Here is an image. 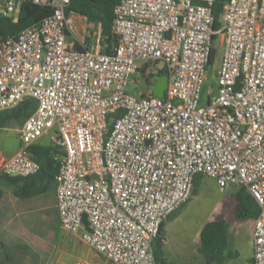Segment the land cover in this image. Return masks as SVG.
Here are the masks:
<instances>
[{
	"label": "built area",
	"instance_id": "2783aa9c",
	"mask_svg": "<svg viewBox=\"0 0 264 264\" xmlns=\"http://www.w3.org/2000/svg\"><path fill=\"white\" fill-rule=\"evenodd\" d=\"M216 1L116 0L118 43L107 54L99 34L92 48L66 47L76 33L70 0H0V13L14 20L24 2L52 10L41 24L0 37V112L25 97L37 105L0 173L35 175L30 148L53 131L61 227L80 232L109 264H156L162 226L191 199L198 175L254 199L253 264H264V0L225 1L218 28ZM217 37V83L203 90ZM164 72L160 99L152 92ZM138 77L147 91L128 93Z\"/></svg>",
	"mask_w": 264,
	"mask_h": 264
},
{
	"label": "crops",
	"instance_id": "0c3cea01",
	"mask_svg": "<svg viewBox=\"0 0 264 264\" xmlns=\"http://www.w3.org/2000/svg\"><path fill=\"white\" fill-rule=\"evenodd\" d=\"M73 16H77V18L85 22L82 30L84 35L81 37L76 35L81 45L80 48H85L86 20L84 17L72 13L68 17L71 19L73 26L75 21ZM94 28L99 29L98 34L100 35V27L95 26ZM95 32L89 48L93 46ZM21 127L22 125L15 131L18 141L15 150L12 152L0 150V158H10L17 152L20 146L19 132ZM52 132H44L34 144L42 146L52 145L50 140ZM234 187L238 190L240 188L239 186ZM0 189L2 190V198L0 200V241L10 250L3 259L0 252V264H12L13 260L11 258H13V255L11 249L20 245L25 247L41 245L39 243L41 241L36 240L27 232V224L32 223L36 219V213L44 209H50L51 212L55 213L58 224H60L56 205V184L53 180L45 193L27 199L17 198L14 195V187L8 183L4 185L3 181H0ZM238 190H236V193ZM49 193V199L46 200L45 198L48 197ZM190 216L189 203L187 202L173 212L165 221L161 236L163 239L161 245V260L163 264H206V259L199 252V247L202 229L209 222H196ZM218 220H225L228 223V246L223 250V262L213 264H253L254 220L237 219L241 223H232L228 218L222 217L214 221ZM58 237L59 240L52 244L55 252H60L58 257H56L55 264H109L100 254L81 240L80 232L70 233L62 229ZM20 239L26 240L25 242H20ZM51 256L54 261L55 253L53 252ZM22 263L30 264L27 256Z\"/></svg>",
	"mask_w": 264,
	"mask_h": 264
},
{
	"label": "trees",
	"instance_id": "16d2710c",
	"mask_svg": "<svg viewBox=\"0 0 264 264\" xmlns=\"http://www.w3.org/2000/svg\"><path fill=\"white\" fill-rule=\"evenodd\" d=\"M227 0H217L213 6L214 26H220L219 17L222 6ZM116 0H70L66 15L77 14L85 18L87 23L85 48H89L94 27H100V44L102 52L110 54L118 43V37L112 32L113 9ZM52 14L49 7H40L31 2L20 5L17 19L0 13V37H15L21 30L37 26ZM215 49H212L209 65L213 63ZM163 72V71H162ZM37 105L31 97L23 98L19 104L11 109L0 112V129L5 128L10 122L23 123L33 114ZM33 160L39 164V171L30 177H12L0 173V179L14 187L17 198L27 199L45 193L49 184L54 180L57 164L54 155L57 148L54 145L42 146L33 144L30 148ZM204 176L198 175L194 179L192 196L197 193V188ZM2 190L0 189V200ZM235 216L239 220H254L258 216V206L244 187H240L235 194ZM163 228V226H162ZM162 236V232H161ZM156 241L154 251L156 264H163L161 260L162 237ZM228 246V223L225 220L207 223L201 232L199 252L206 259V264L223 262V250ZM23 248H28L21 245ZM12 250V249H11ZM8 247L0 241V252L4 257L8 255ZM13 260V258H11ZM13 262V261H12Z\"/></svg>",
	"mask_w": 264,
	"mask_h": 264
},
{
	"label": "rangeland",
	"instance_id": "374dc122",
	"mask_svg": "<svg viewBox=\"0 0 264 264\" xmlns=\"http://www.w3.org/2000/svg\"><path fill=\"white\" fill-rule=\"evenodd\" d=\"M75 18V36L71 33H67L66 36V47L70 49H79L80 43L76 38L84 35L82 33L84 23L82 20L73 16ZM95 33H99V29L94 28ZM83 46V45H82ZM215 48V57L213 64L209 65L206 74L205 82L203 84V90L208 89L213 86V83H217L216 74L221 66V61L223 57L224 48L221 42V37H217L213 43ZM163 64L159 63L158 68H162ZM137 77L133 76L132 79L135 80ZM153 81L151 82V84ZM147 83L144 79L138 77V82L136 89L133 84H129L126 88L127 92L130 94H137V92H146ZM215 94V91H214ZM207 95L203 93L200 105L205 106L207 103ZM108 122H113L109 120ZM21 126L20 123L10 122L5 128L0 129V150L4 152H12L18 145L17 137L15 131ZM4 185L7 182L3 179ZM237 188L234 186H228L223 191L219 189L216 182L208 177H204L199 187L197 188V193L191 197L188 201L190 209V217L194 221L198 222H210L222 217L228 218L232 223H241L237 220L235 216V206L236 198L235 193ZM50 193L46 200L49 199ZM45 200V201H46ZM36 219L32 223L27 224V232L33 236L36 240H39L41 245H34V247L23 248L20 246L13 248V262L12 264H23L24 258L27 256L30 264H55L56 257H58L59 251L55 252L53 247V242L59 240V235L61 234L62 227L58 224L56 215L51 212L50 209H44L39 213H36ZM58 237V238H57ZM20 242H25L26 239H20ZM38 246V247H37ZM156 248V243L154 244ZM41 250V251H38ZM57 250V249H56ZM55 253V260L52 258V253ZM2 259L4 254L1 255Z\"/></svg>",
	"mask_w": 264,
	"mask_h": 264
},
{
	"label": "water",
	"instance_id": "95a60500",
	"mask_svg": "<svg viewBox=\"0 0 264 264\" xmlns=\"http://www.w3.org/2000/svg\"><path fill=\"white\" fill-rule=\"evenodd\" d=\"M167 83H168L167 73L164 72L162 75L159 76V78L155 82L152 92L153 96L160 99L164 98Z\"/></svg>",
	"mask_w": 264,
	"mask_h": 264
}]
</instances>
